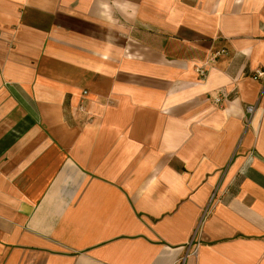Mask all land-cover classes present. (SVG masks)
<instances>
[{
	"label": "crops",
	"instance_id": "obj_1",
	"mask_svg": "<svg viewBox=\"0 0 264 264\" xmlns=\"http://www.w3.org/2000/svg\"><path fill=\"white\" fill-rule=\"evenodd\" d=\"M257 69L264 0H0V264H264Z\"/></svg>",
	"mask_w": 264,
	"mask_h": 264
},
{
	"label": "built area",
	"instance_id": "obj_2",
	"mask_svg": "<svg viewBox=\"0 0 264 264\" xmlns=\"http://www.w3.org/2000/svg\"><path fill=\"white\" fill-rule=\"evenodd\" d=\"M221 52H223L224 53V51L222 50ZM216 55V54H215ZM200 73L203 75L204 74V70L203 69H201L200 70ZM252 78L254 79V80H259L260 81V83H261V89H260V94H259V99L260 98H262V96L264 95V69H257V70H255V72L252 74ZM87 92L86 91H84L83 92V95H85ZM221 101V97L220 96H217L216 98H215V102H220ZM254 108H255V106L254 105H247L246 107H245V111H246V120H247V122L250 120V118H251V116H252V113H253V111H254ZM79 109H83V103H81V105L79 106ZM213 200H214V194L211 196V198H210V202H209V205L206 207V209H205V212L204 213H206L207 211H208V209L210 208V204H212V202H213ZM193 252V254L195 253V249L192 251ZM181 262H182V259L180 260Z\"/></svg>",
	"mask_w": 264,
	"mask_h": 264
}]
</instances>
